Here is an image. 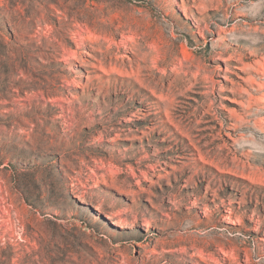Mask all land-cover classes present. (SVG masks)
Instances as JSON below:
<instances>
[{"label":"rangeland","instance_id":"rangeland-1","mask_svg":"<svg viewBox=\"0 0 264 264\" xmlns=\"http://www.w3.org/2000/svg\"><path fill=\"white\" fill-rule=\"evenodd\" d=\"M30 262L264 264V0H0V264Z\"/></svg>","mask_w":264,"mask_h":264},{"label":"bare ground","instance_id":"bare-ground-1","mask_svg":"<svg viewBox=\"0 0 264 264\" xmlns=\"http://www.w3.org/2000/svg\"><path fill=\"white\" fill-rule=\"evenodd\" d=\"M22 263V262H21ZM28 264H31V262L30 263H28ZM33 264V263H32Z\"/></svg>","mask_w":264,"mask_h":264}]
</instances>
